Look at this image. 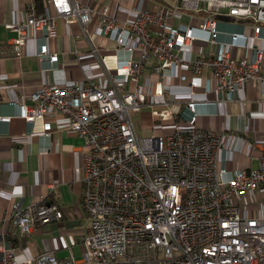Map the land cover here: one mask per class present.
<instances>
[{"label": "built area", "instance_id": "obj_1", "mask_svg": "<svg viewBox=\"0 0 264 264\" xmlns=\"http://www.w3.org/2000/svg\"><path fill=\"white\" fill-rule=\"evenodd\" d=\"M40 1L66 23H80L75 37L88 38L103 62L111 53L115 64L105 65L109 79L103 84L89 79L71 86L43 84L31 104L20 106V117L28 122L64 115L67 129L84 139L83 206L89 227L81 257L69 248L65 258L54 250L21 258L25 236L36 226L61 220L63 210L45 200L27 207L16 202L0 226V264H264V131L254 138L247 134L244 159L228 177V152L236 135L199 126L193 99L203 89L215 91L218 102L226 103L237 100L239 90L251 82L264 87L263 49L250 47L244 33L219 41L225 33L219 16L250 20L254 31L249 40H259L264 0H174L171 8L158 10L144 8L140 0L124 21L108 6L95 11L77 0ZM96 14L100 34L116 42L103 54L88 30ZM183 14L198 23L183 28L170 24ZM5 28L16 33L9 43L17 58L24 55L31 32L45 39L57 36L55 17L38 12L33 3L24 20ZM200 32L208 33L207 41L219 45V52L186 59L184 48L194 50L203 39ZM234 50L247 51L238 56ZM38 58L59 61L46 43ZM146 65L159 78L188 82L190 99L179 107L164 92L160 105L150 103ZM182 67L190 74L181 73ZM144 107L163 125L172 122L171 127L138 136L132 114ZM10 120L0 116V121ZM51 129L44 120L42 133L50 136Z\"/></svg>", "mask_w": 264, "mask_h": 264}, {"label": "crops", "instance_id": "obj_2", "mask_svg": "<svg viewBox=\"0 0 264 264\" xmlns=\"http://www.w3.org/2000/svg\"><path fill=\"white\" fill-rule=\"evenodd\" d=\"M77 1L95 11L108 6L119 21L131 17L134 8L140 4V0ZM31 3L35 4L38 12L55 17L57 36L45 39L31 32L24 55L17 58L11 53L9 43L16 37V33L7 30L5 24L24 20ZM173 4L174 0L142 2V6L149 10L171 8ZM98 21L96 14L88 24V30L94 36L93 44L103 54L106 48L113 50L116 42L100 34ZM219 21L220 29L225 32L219 36V41L229 42L231 33H244L248 36L250 47L256 44L264 52V30L259 40H249L254 31L250 20ZM197 23L198 19L187 14L170 19L171 25L182 28L195 26ZM80 27L78 22L69 24L57 17L53 9L46 7L40 0H0V116L11 117L8 122L0 121V226L5 220H9L11 206L16 202L27 207L45 200L57 203L63 210L61 220L36 226L25 236L19 250L21 258H31L36 253L47 250H54L58 257L65 258L69 255V248L76 257L78 254L81 256V242L88 231L89 224L83 206L84 139L67 129L68 121L62 114L45 115L44 120L50 122L52 128L50 136L42 133L44 120L38 118L34 122H28L20 117L21 104H31L34 92L43 84L71 86L84 79L103 84L109 79L105 65L113 66L115 57L106 53L104 62L101 61L88 38L75 37ZM153 29L156 30L157 27ZM198 34L203 39L195 42L194 50L189 46L184 48L183 56L186 59H194L200 53L219 52V45L207 41V32ZM45 43L51 52L59 55L57 63L52 64L38 58L40 47ZM245 51L234 50V53L240 56ZM180 72L190 74L187 67H182ZM144 75L150 103L160 105L164 92L179 107L190 99L191 88L188 82H181L169 75L159 78L152 73L149 65L145 66ZM193 99L197 102L199 126L225 130L236 135L230 142L231 151L228 152L230 158L227 167L230 177L239 166V161L244 159L247 134L254 138L264 131V87L251 82L239 90L237 100L226 103L218 102L215 91L206 93L203 89H198ZM132 120L136 132L141 127H152V135L163 133L172 125V122H165L163 125L161 120L151 115L147 107L133 113ZM256 166L257 163L253 162L252 167Z\"/></svg>", "mask_w": 264, "mask_h": 264}, {"label": "rangeland", "instance_id": "obj_3", "mask_svg": "<svg viewBox=\"0 0 264 264\" xmlns=\"http://www.w3.org/2000/svg\"><path fill=\"white\" fill-rule=\"evenodd\" d=\"M154 129L151 127H149V128H146V129H144V128H142L141 127V129H137V132H138V134L141 136V137H149V136H151L152 134V131H153ZM81 256H80V254H78V258H80Z\"/></svg>", "mask_w": 264, "mask_h": 264}, {"label": "water", "instance_id": "obj_4", "mask_svg": "<svg viewBox=\"0 0 264 264\" xmlns=\"http://www.w3.org/2000/svg\"><path fill=\"white\" fill-rule=\"evenodd\" d=\"M219 18H220L221 20L231 21V18L226 17V16H219Z\"/></svg>", "mask_w": 264, "mask_h": 264}]
</instances>
